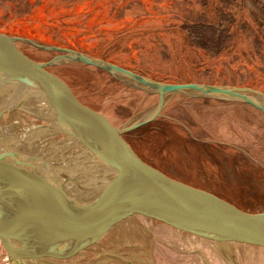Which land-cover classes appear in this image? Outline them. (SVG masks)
Here are the masks:
<instances>
[{
    "label": "rangeland",
    "instance_id": "obj_1",
    "mask_svg": "<svg viewBox=\"0 0 264 264\" xmlns=\"http://www.w3.org/2000/svg\"><path fill=\"white\" fill-rule=\"evenodd\" d=\"M0 33L80 52L160 83L264 93V0H0ZM18 46L39 62L58 55ZM50 71L123 131L149 165L244 211L264 212L263 112L174 92L164 96L154 119L126 132L154 115L158 94L82 64L62 63ZM3 115L0 125L10 133L21 132L8 129L12 123L47 124L22 112ZM60 161L74 167L70 159ZM94 231L99 239L74 256L27 264H264L262 250L214 243L142 217ZM0 264H10L1 244Z\"/></svg>",
    "mask_w": 264,
    "mask_h": 264
},
{
    "label": "water",
    "instance_id": "obj_2",
    "mask_svg": "<svg viewBox=\"0 0 264 264\" xmlns=\"http://www.w3.org/2000/svg\"><path fill=\"white\" fill-rule=\"evenodd\" d=\"M19 42L58 55L39 62L26 55ZM62 63L91 66L158 94L154 115L126 132L154 119L164 96L174 92L193 91L200 97L240 102L264 113V93L257 90L160 83L96 57L0 33V118L7 112L32 117L27 108H36L34 104L12 102L24 96L12 85L33 89L47 104L51 117L32 118L50 123L59 130L56 134L71 141L80 182L78 186L66 184L32 172L23 160L12 163L0 158V244L10 264L65 260L99 239L94 230L131 217L214 243L264 251V212L244 211L146 163L125 140L123 131L83 104L69 85L50 71Z\"/></svg>",
    "mask_w": 264,
    "mask_h": 264
},
{
    "label": "bare ground",
    "instance_id": "obj_3",
    "mask_svg": "<svg viewBox=\"0 0 264 264\" xmlns=\"http://www.w3.org/2000/svg\"><path fill=\"white\" fill-rule=\"evenodd\" d=\"M12 88L15 90L19 89L24 94V96L12 99L13 103L20 102L25 105L34 104L36 108H27L33 118L39 115L42 118L46 116L51 117L47 104L33 89H25L20 84H14ZM2 94L3 92H0V95ZM35 109L39 110V112H36ZM14 126H18L21 132L10 133L4 126L0 125V158H3V161L14 163L16 159H20L29 165L32 172L57 181H62L66 184L75 186L80 184L79 170L76 164L73 146L72 144L63 143V141H69L70 143L71 141L64 135L63 139L57 141H49L46 139L59 132L57 128L50 125V123L43 125L33 124L25 127L17 123H12L8 129ZM57 159L58 161L61 159H70L74 167H67L65 166L67 162H58Z\"/></svg>",
    "mask_w": 264,
    "mask_h": 264
},
{
    "label": "trees",
    "instance_id": "obj_4",
    "mask_svg": "<svg viewBox=\"0 0 264 264\" xmlns=\"http://www.w3.org/2000/svg\"><path fill=\"white\" fill-rule=\"evenodd\" d=\"M105 58V57H104ZM106 60L108 59L107 57L105 58Z\"/></svg>",
    "mask_w": 264,
    "mask_h": 264
}]
</instances>
